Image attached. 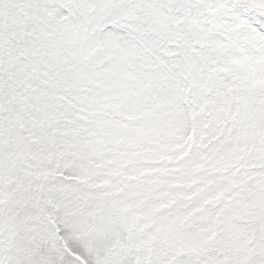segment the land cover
Returning <instances> with one entry per match:
<instances>
[{
  "label": "snow or ice",
  "instance_id": "obj_1",
  "mask_svg": "<svg viewBox=\"0 0 264 264\" xmlns=\"http://www.w3.org/2000/svg\"><path fill=\"white\" fill-rule=\"evenodd\" d=\"M0 264H264V0H0Z\"/></svg>",
  "mask_w": 264,
  "mask_h": 264
}]
</instances>
